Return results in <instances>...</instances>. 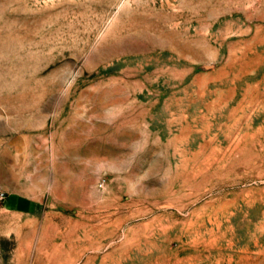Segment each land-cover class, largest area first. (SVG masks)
<instances>
[{"label": "rangeland", "instance_id": "1", "mask_svg": "<svg viewBox=\"0 0 264 264\" xmlns=\"http://www.w3.org/2000/svg\"><path fill=\"white\" fill-rule=\"evenodd\" d=\"M0 191V264H264V0H0Z\"/></svg>", "mask_w": 264, "mask_h": 264}, {"label": "bare ground", "instance_id": "2", "mask_svg": "<svg viewBox=\"0 0 264 264\" xmlns=\"http://www.w3.org/2000/svg\"><path fill=\"white\" fill-rule=\"evenodd\" d=\"M221 110L219 112V115L225 116V119L229 121V123L225 122L224 124L227 127V132L226 133L224 132L226 138L231 137L232 131L234 129H238L240 132L241 130L243 131L245 127L241 124V116L236 115L237 114L236 108L231 109L227 114H223V111ZM246 137H247V133L246 134L243 133L242 135H239V138L235 142H233L231 147L228 148L230 149V153L236 151L237 148L240 147L241 141ZM232 160L234 159L231 158L230 154H222V153L218 154L213 149H210L208 156L206 157V159H204L202 163L208 166H212V165L222 166V165H226L225 162L232 161Z\"/></svg>", "mask_w": 264, "mask_h": 264}, {"label": "crops", "instance_id": "3", "mask_svg": "<svg viewBox=\"0 0 264 264\" xmlns=\"http://www.w3.org/2000/svg\"><path fill=\"white\" fill-rule=\"evenodd\" d=\"M5 202L11 208L21 211H29L34 207V201L24 196H9Z\"/></svg>", "mask_w": 264, "mask_h": 264}, {"label": "built area", "instance_id": "4", "mask_svg": "<svg viewBox=\"0 0 264 264\" xmlns=\"http://www.w3.org/2000/svg\"><path fill=\"white\" fill-rule=\"evenodd\" d=\"M5 198H6V194H5V192L0 191V204H1V203H4Z\"/></svg>", "mask_w": 264, "mask_h": 264}]
</instances>
